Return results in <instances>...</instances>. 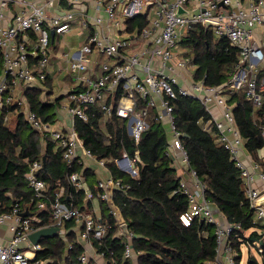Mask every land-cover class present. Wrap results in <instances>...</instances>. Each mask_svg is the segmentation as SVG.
Wrapping results in <instances>:
<instances>
[{"label":"built area","instance_id":"built-area-1","mask_svg":"<svg viewBox=\"0 0 264 264\" xmlns=\"http://www.w3.org/2000/svg\"><path fill=\"white\" fill-rule=\"evenodd\" d=\"M181 10V11H180ZM211 25L205 26V22ZM194 24L210 28L214 37H225L237 50L236 66L230 78L220 85H207L195 80L186 57L177 54L179 40ZM70 35L68 39L66 36ZM79 35V43H74ZM57 39V41H55ZM58 42V43H57ZM0 106L9 102L26 106L23 90L40 87L43 92H63L67 95L54 122H44L33 111L25 108L24 118L37 133H48L55 146L62 149V159L77 162L80 169L68 175L76 190H82L83 202L91 197L84 169L98 171L96 186L99 197L109 204V211L121 225L123 219L112 202V192L129 185L114 178L104 159L96 158L73 127L74 117L87 119L84 108L99 105L104 115H116L127 120V131L135 143L151 121L165 119L171 131L166 154L182 170L178 189L188 199L187 209L180 214L181 222L188 225L194 218L214 223L216 254L214 264H235V251L229 234L238 224L219 221L213 203L206 199L204 185L195 171L188 167V156L180 140L170 98L177 95L198 99L209 112L216 128V139L228 150L230 158L240 169L245 195L253 209V221L264 223V207L257 199L264 194V172L250 159L242 136L236 127L232 107L225 91L242 90L253 110L260 107L264 92V0H0ZM191 65V64H190ZM194 67V65H191ZM190 76L188 78L187 76ZM60 76L69 82H60ZM54 82L52 88L44 84ZM191 79V80H189ZM61 83V84H60ZM121 94L113 105V99ZM145 101L137 108L138 98ZM220 115L213 113V107ZM68 117L65 122L63 118ZM264 146V123L260 127ZM122 171L136 176L137 162L141 161L136 149L132 155L123 149L112 157ZM41 165L34 159L25 173L28 185L37 198L39 208L47 200L52 222L58 233L67 220L76 224L78 241L84 247L79 260L83 264L102 263L91 254L96 252L91 239H100L107 225L71 202L61 199L56 191L49 199L45 182L37 176ZM183 174V175H182ZM262 181L260 186L256 180ZM34 217H25L13 204L0 213V225L6 224L11 235L0 242V264H41L36 259L40 244L32 243L29 233L45 226L33 227ZM127 236L123 256L136 259L138 252L131 248V234ZM94 257H92L91 255Z\"/></svg>","mask_w":264,"mask_h":264},{"label":"trees","instance_id":"trees-1","mask_svg":"<svg viewBox=\"0 0 264 264\" xmlns=\"http://www.w3.org/2000/svg\"><path fill=\"white\" fill-rule=\"evenodd\" d=\"M180 56L194 65L193 78L203 79L207 85L226 82L236 66L237 50L225 37L216 38L210 28L202 24L192 25L179 40ZM0 56V72L2 69ZM44 84L52 88L54 82L46 79ZM229 102L235 101L232 112L244 148L253 162L264 172V157L258 155L263 147L260 127L264 119V92L260 107L253 110L244 92L225 91ZM121 94V90L113 99ZM26 106L14 101L0 106V213L8 211L13 204L25 217H34L33 227L51 224L49 200L39 208L37 198L25 177L29 164L41 162L37 176L45 182V193L51 199L56 191L63 201L71 202L83 211H92L96 201L99 206L98 219L107 225L100 239H91L96 253H101L106 262L115 264H214L216 254L215 224L194 218L188 225L181 222L180 214L187 209L188 199L178 189L181 173L172 158L166 154L171 140L168 121H151L135 143L127 131V120L112 112L105 116L99 105L84 108L87 119L74 117L73 127L96 158H102L114 178L129 186L112 192V202L127 225L130 244L138 252L136 259L123 256L126 235L109 211V204L98 193L96 180L88 169H84L86 184L91 197L82 201L84 192L76 190L68 181V175L80 169L77 162L70 165L62 159V149L55 146L49 134L37 133L24 118L25 108L33 111L44 122H54L62 111L61 104L67 95L60 92H43L40 87L23 90ZM138 98L137 108L145 105ZM172 114L180 140L188 156V167L195 171L204 185L206 199L213 203L229 224H238L229 234L235 251V264L242 258L243 246L259 245L264 260V224L253 221V209L245 195L240 169L230 158L228 150L216 139V128L209 121L210 114L201 102L189 96L170 98ZM12 120V121H10ZM14 124L10 126L9 124ZM125 149L129 155L137 149L140 160L138 174L120 170L112 157ZM44 163V165H43ZM178 165V164H177ZM95 200V201H94ZM76 224L70 219L63 228L66 234L56 233L41 237L36 259L41 264H83L79 255L84 247L78 241ZM247 234L245 231L250 230ZM261 240V243L259 241ZM247 264H258L256 258L248 256Z\"/></svg>","mask_w":264,"mask_h":264},{"label":"crops","instance_id":"crops-1","mask_svg":"<svg viewBox=\"0 0 264 264\" xmlns=\"http://www.w3.org/2000/svg\"><path fill=\"white\" fill-rule=\"evenodd\" d=\"M178 51H179V48L177 49ZM193 69H194V67H192L190 70L193 72ZM59 81L62 83V82H69L70 84H72V81L69 79V77L67 78H65L64 76H60V79H59ZM60 83V84H61ZM213 109V113L216 115V116H218V115H220V109L218 108V107H213L212 108ZM64 120H65V122L68 120V117H65V118H63ZM260 150H263V149H259L258 150V155L260 156V157H264V152H261ZM175 166L176 167H178V172H180L181 173V168L179 167V165H177V164H175ZM91 173H92V175L94 176V175H96V172H98L99 171V173L101 172L102 173V171H101V169H98V168H96L95 166H93V169L92 170H89ZM183 175V174H182ZM96 178V177H95ZM256 185L257 186H260L261 184H262V181L259 179V178H257V180H256ZM95 201V200H94ZM213 211H214V213H215V215H216V217H217V219L219 220V221H222V222H225V220H224V217L222 216V214L219 212V210L217 209V208H215V207H213ZM93 213L96 215V217H98V215H99V213H100V211H99V206H98V204H97V202L95 201L94 202V205H93ZM11 235V231L9 230V228H8V226L6 225V224H2V225H0V242H4L9 236ZM96 254H94V256H95ZM96 258V257H95ZM97 258H99V257H97ZM96 258V259H97ZM241 263V262H240Z\"/></svg>","mask_w":264,"mask_h":264},{"label":"rangeland","instance_id":"rangeland-1","mask_svg":"<svg viewBox=\"0 0 264 264\" xmlns=\"http://www.w3.org/2000/svg\"><path fill=\"white\" fill-rule=\"evenodd\" d=\"M75 37H76V39L73 41L74 43H79L78 41L80 40L81 41V38L79 37L78 38V36L79 35H74ZM70 37V35H68V36H66V39H68ZM71 38V37H70ZM57 39L58 38H56V40L55 41H57ZM58 43V42H57ZM178 48H179V46H178ZM180 50L179 51H177V54L178 55H180ZM193 66H191L190 64H189V68L191 69ZM190 69H186L185 70V72H187L188 74H190L191 73V70ZM188 78H190V76L188 75L187 76ZM189 80H191V79H189ZM56 93V92H55ZM10 121H12V120H10ZM10 126H14V124H9ZM261 149H263V150H260L261 152H264V146L261 148ZM98 159H100V158H98ZM97 173L98 172H96V175H94V178L97 176ZM264 224V223H263ZM252 229H250V230H247V231H245V233H247V234H249L250 233V231H251ZM242 249H243V252H242V258H241V263L239 262V264H247V259H248V256L249 255H252V256H254L255 258H256V260L258 261V264H264V260H263V258H262V256H261V253H260V248H259V245L258 244H254V245H250V246H248V247H246V246H243L242 247ZM91 254L94 256V254H96L95 255V257H98V255L99 254H97L96 252H91ZM90 254V255H91ZM91 255V256H92ZM92 256V257H93ZM94 258V257H93ZM97 260H98V262L99 263H102V258L101 257H99V258H97ZM132 264H135V263H133L132 262Z\"/></svg>","mask_w":264,"mask_h":264},{"label":"water","instance_id":"water-1","mask_svg":"<svg viewBox=\"0 0 264 264\" xmlns=\"http://www.w3.org/2000/svg\"><path fill=\"white\" fill-rule=\"evenodd\" d=\"M181 11V10H180ZM211 25V22L209 21H206L205 22V26H209ZM263 123H264V119H263ZM44 165V163H43ZM256 204L257 205H262L264 207V194L261 195L257 201H256ZM200 221H203L202 219H200ZM121 228L123 230V232L125 234H128V230H127V225L125 222H123L121 225ZM59 231V228L57 226H45V227H41V228H38L32 232L29 233V239L32 243H38L40 238L41 237H44V236H49V235H53V234H56L58 233ZM259 243H261V240L259 241Z\"/></svg>","mask_w":264,"mask_h":264}]
</instances>
